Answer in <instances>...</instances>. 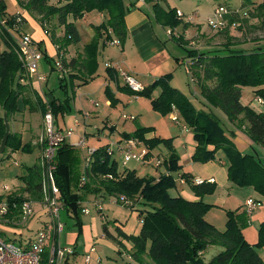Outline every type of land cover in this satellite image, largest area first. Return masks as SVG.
Segmentation results:
<instances>
[{
    "label": "trees",
    "instance_id": "16d2710c",
    "mask_svg": "<svg viewBox=\"0 0 264 264\" xmlns=\"http://www.w3.org/2000/svg\"><path fill=\"white\" fill-rule=\"evenodd\" d=\"M147 2V0H145ZM18 6L27 13L37 17L44 28L52 19L64 26L62 44L55 46L57 57L61 58L64 74H59V88L65 97L55 98L52 93L50 99L44 98L36 91H32L39 105L42 115L45 112V101L50 107L56 120L58 115L69 113L71 109V97L68 94V86L74 89L75 81L85 85L93 80L98 70L99 43L114 41L111 35L122 45L126 38L125 13L128 7L124 0H68L61 6H50L49 0H16ZM223 6V5H222ZM229 14L225 16L229 26L237 24L242 26L250 17L260 21V28L264 30V2L254 10H247L246 18L241 19L239 10L248 7L232 8L224 5ZM98 12L103 15L100 25L94 27L93 38L83 47L82 53L73 58L69 63L64 60L63 50L66 46L76 45L80 41L79 33L72 22L81 20L85 14ZM176 9L165 10L158 3L152 7L155 21L164 28H174L182 21L177 17ZM0 15L5 17V5L0 1ZM20 14L6 17L8 27L15 29L14 22ZM22 18V17H21ZM8 27L0 28L1 37L5 38L7 48L0 51V109L5 115L11 116L19 112V102L22 107L34 106L31 102V82L21 83L23 68L16 53L17 43L12 41ZM2 29V30H1ZM46 34L48 32L44 30ZM180 39V38H179ZM177 43L183 46L181 40ZM257 41V40H256ZM248 49L224 46L213 53H201L187 50V59L184 63L187 71L195 84L199 85L200 94L210 108L222 113L232 128L242 131L253 145L264 149V112L256 111L241 102L243 88H251L256 97L264 100V44L258 41ZM110 45V44H109ZM39 46V45H37ZM43 58L50 63L46 52L38 47ZM65 51V50H64ZM222 52V53H220ZM52 69L54 65L52 64ZM69 71H67V70ZM108 79L117 78L118 72L112 66L106 65ZM171 74L163 75L154 80L150 85L142 87L140 91H133L127 86L119 88L129 95L142 96L151 99L154 110L165 115L175 109L184 124L191 130L195 149L191 156L192 162L207 163L216 159L217 153L224 157L227 167V178L239 187L251 188L264 201V165L254 154H242L225 133V128L218 117L212 113L196 110L191 101L178 89L171 86ZM30 90V91H29ZM159 91L156 98L152 94ZM111 106H116L118 99L106 86L104 90ZM175 123L180 124L178 120ZM148 129L138 127L132 134H122V139H137L146 150L144 159L152 162L155 169L163 168L164 172L157 177H139L135 170L124 168L120 170L118 162L106 154L107 146L96 149L91 157V162L85 166L84 171H79V162L74 155V148L66 142L59 144L55 154V181L60 191V199L67 215L76 221L81 227V206L85 195L102 193L114 199L116 204L120 198L130 203L127 207L137 213L141 228L137 235H127L119 228L117 237L131 243V257L139 264H262V260L244 239L242 227L250 224L245 211L236 213L227 211L226 226L223 231L217 230L204 218L207 210L212 205L203 201V195L211 194L215 189L213 182L204 180L201 184H194V179L186 173H179V157L174 152L171 141L160 137H145ZM0 139L3 141L2 152L16 153L20 150L28 152L27 145L21 147V137L17 133L9 132L4 125V119L0 116ZM164 146L168 149L167 157L153 155L154 151ZM8 154V157L10 156ZM160 157V158H159ZM154 159L150 161V159ZM159 161V166L155 162ZM181 184L189 185L197 200H189L180 194L172 195L170 191L176 187V175ZM42 168L40 163L26 168V173L20 177L23 188L20 194H28V198L34 201L41 199L40 183ZM85 178L86 183L80 187V180ZM10 202H22L23 196L13 198L8 196ZM256 202V200H255ZM107 232V231H106ZM108 235V234H106ZM258 245H264V222L258 226ZM211 246L222 248L208 261L203 259L205 251ZM44 254V260L46 259Z\"/></svg>",
    "mask_w": 264,
    "mask_h": 264
},
{
    "label": "rangeland",
    "instance_id": "374dc122",
    "mask_svg": "<svg viewBox=\"0 0 264 264\" xmlns=\"http://www.w3.org/2000/svg\"><path fill=\"white\" fill-rule=\"evenodd\" d=\"M5 5V10H7L8 14H13L15 12H21V8L16 3V0H0ZM68 0H49L50 6H61L65 4ZM136 0H124V2H133ZM216 4L220 3L221 5H230V7L234 8H240L241 5L244 3L248 7L245 10H239V16L241 19L246 18L247 10H254L260 3L264 2V0H147V5L150 8V11L152 12V7L155 3H158L160 6L164 7L166 10L170 9H178L180 12H184L186 14H196L197 17L193 18L191 22H187L183 19L179 23L178 26L174 28H165L162 29V35L161 39H163V42L167 43V49L169 53L171 54L170 58L172 61H176L175 59L178 58V60L183 61L184 58H186L187 50H193L195 52H201V53H208V52H215L218 50H221L224 46L231 45L233 48H243L248 49L251 46H254V44L258 41L264 44V30L260 28V21L257 18H252L249 16L245 24L242 26H239L236 24V26L225 24L223 28L215 29L212 26L208 25V19L213 20L212 17L213 14V7ZM220 6V5H218ZM217 7V6H216ZM196 11V12H195ZM181 12V13H182ZM193 12V13H192ZM183 14V13H182ZM7 15V14H6ZM96 13H93L91 15V19L95 18ZM26 16V22L24 23L25 26H23L22 30H33V26L36 28H39L41 30V33L45 35V39L43 40L42 48L46 49V55L48 58H50V62H53L57 59V53H55L54 45L50 39V37L45 33L44 30H46L55 40L57 45L62 44V37L64 34V30H60L61 25L58 24V22L55 20H51V22H47L46 26L42 29L38 19L36 16H32L30 14L25 15ZM5 16L4 18H6ZM1 19V15H0ZM71 22L74 23V20L70 17L69 19ZM89 19H82L78 24L81 28L84 27V25L87 27ZM64 29V26H63ZM11 30V29H10ZM166 30H169L171 32H174L176 36L169 37L166 34ZM62 31V33H61ZM13 34H15V31H12ZM15 32V33H14ZM12 34V35H13ZM17 34V33H16ZM16 34L13 35L16 38ZM62 34V35H61ZM180 38V39H179ZM87 35L85 32L82 34V40L86 41ZM111 39L117 40L115 37L111 35ZM177 39L181 40L183 43V46L177 43ZM257 40V41H256ZM105 40H101L99 43V51H98V71L100 73H103L105 71V61L108 59L110 60L111 57H114L116 49H111L109 44L111 42L107 41L106 45H102V43ZM52 50H51V48ZM71 47L66 46V48ZM114 47V46H113ZM116 47V46H115ZM71 50H73L71 48ZM82 51V49H81ZM65 52L67 50H63V54L65 55ZM222 53V52H220ZM174 56V58H173ZM152 66V65H150ZM181 69V68H180ZM183 72L182 75V82L183 84L179 83L181 88V93L188 98L193 106L198 111H202L205 113H212L216 117L219 118L221 125L223 128H225V133L233 140L234 139V128L230 125V123L224 118L221 112H219L216 109L210 108L207 104L204 98L200 94V88L199 85L195 84L191 74L186 70L181 69ZM38 75L41 78H45L44 81H41L40 83L37 80V77H32L31 79V85H35L34 81L37 82L36 88L39 93H48L53 94L55 98L63 99L65 97L64 91L59 88V73L51 68L50 63H48L45 58H42L38 62ZM167 74H171V70L167 68ZM166 75V74H165ZM163 76V75H162ZM48 80V81H46ZM101 80H94L90 81L88 84L81 85L74 87V89H70V85L68 86V94L71 97V110L69 113L61 115L59 114L57 119L55 120V126L56 124L60 125L62 127V133H66L68 131H72L73 135L69 139H67V143L74 144L76 143L79 138L85 139V144L83 147L75 148L74 149V155L76 156L79 164V171L82 173L85 169V158L84 155H87V152L90 150H93L94 148H97L99 145L105 143L104 140L100 139H86V135L83 132L84 129L87 128V134L88 133H95L97 135H106L108 137L109 143L111 144L109 148L111 147L113 150V158L118 162V167L121 168V157L116 153V141L115 137L113 136L112 132L109 131L108 128H104L99 124L92 123V118L90 117V111H84L80 115L76 110V107H79L80 104L82 105V109H89L93 111H99L103 113L108 107L105 105L106 101H109L106 97L105 93H101V95L92 94L93 97L90 98L92 101L98 102V110L94 108H90L89 104L91 100H85L82 97L83 92L87 93H93L95 92L96 88H98L101 84ZM117 82L119 85H117ZM109 83L111 88L114 92H117L120 94V96L123 97L124 101L123 103H120L118 107L114 108L113 110L116 111V114L118 115L119 111H124L122 116L126 115L125 113H132L133 118L136 119L135 125L137 127H143L148 129V135H154L151 137H160L164 139H172L171 145L174 150V152L178 155H180V150L175 148L173 146V143L175 140L179 138L183 139L184 141L186 138L192 135L191 130L184 124L183 120L181 119L178 112L173 109L170 113L162 115L158 113L156 110H154L151 99L139 96L136 98V96L129 95L125 90H120L119 88L125 87L124 79L121 77H118L115 79H109ZM40 84V85H39ZM39 85V86H38ZM246 89V90H243ZM242 94L243 98L241 101L245 105H248L250 108H254L255 110H261L264 112V105H258L255 102V94L253 92V89L251 88H243ZM50 91V92H49ZM93 91V92H90ZM156 92V91H155ZM152 94V98H156L157 96H154V93ZM127 97H132L131 103L127 102ZM82 100V102H81ZM20 108H23L22 105H20ZM113 107V106H111ZM80 108V107H79ZM4 115V112L0 109V116ZM88 115V116H87ZM129 115V114H127ZM42 112L40 111H32L28 108H25V110H20L19 112L14 113L11 116H6L4 118V125H6V129H11V131L17 133L20 135L22 140L21 147L26 146L29 142H31V138L33 135H35L32 140L34 142L39 138V135L42 134ZM80 116V117H79ZM121 116V117H122ZM89 119V120H88ZM175 120H178L180 123V127L175 125ZM88 124V127H86V123ZM77 124V125H76ZM76 125V126H75ZM98 127V128H96ZM185 127L187 130H182ZM30 129V130H29ZM57 129V126H56ZM97 130V131H96ZM240 131V130H238ZM242 132V131H241ZM89 135V134H88ZM147 137V136H145ZM148 138V137H147ZM107 140V141H108ZM237 142V141H236ZM40 145V143H39ZM3 147V141L0 139V196L6 195L8 192L12 193L14 191L20 192V190L23 188V184L21 183L20 177L23 176L26 173V168L34 165L37 161V156L39 154L38 148L35 147L30 152H23L22 150L16 152V153H10L8 151L2 152ZM168 150V149H167ZM8 154L10 155L8 157ZM259 154V156H257ZM259 159L262 161V164L264 165V153L257 150V153H254ZM190 161L192 162L191 158ZM220 161H223L225 163L224 157L221 153H217L216 159L213 162V165L216 169L222 170L223 172H226L227 167L225 163V167L220 166ZM180 163V160H179ZM195 163V162H193ZM210 163V162H207ZM199 164H206V163H199ZM133 165H138L136 162L132 161L128 163V166L131 167ZM139 169L138 171L143 173L145 169H143V165L139 164L137 166ZM151 168V167H150ZM149 170V169H148ZM217 170V171H218ZM176 187L175 189L170 191V194L175 195L178 194L179 191H184L183 193H186L192 197H195L192 190L190 189L189 185H182L178 180V174L176 173ZM83 178V177H82ZM204 180V179H203ZM216 186L214 191L211 194H205L203 195V201L206 204L212 205V207L207 210L204 218L207 222L212 224L217 230L223 231L226 226V220L227 211H232L236 213V211L240 210V207L244 209V205L246 204V201L248 199H255L256 200V208L250 217L252 220V225H247L242 227V234L244 239L249 243L251 246H254L255 251L258 253L262 260V264H264V245H258V226L261 223L262 219L264 218V201L260 200L257 201L258 195L253 191L251 188H243L236 185L234 182L228 180V178L225 179L224 182H220L219 180H216ZM87 180L85 181V183ZM81 183V180H80ZM85 185V184H84ZM6 188V191H3L2 189ZM14 193L13 195H15ZM19 196H23L24 198H27L25 194H17ZM91 195V194H89ZM89 195H85L84 197H87ZM181 195V194H180ZM106 200H103L105 202ZM108 202V201H107ZM84 206L86 204H83ZM101 207V211L98 209V207ZM103 204H92L88 203L87 210L90 211V214L83 215L80 214L81 218V227L78 228L76 225V221L69 217L66 213V211L63 209L60 212V221L64 225V231L62 234H60V242L64 243L66 237L68 234H78L77 236V242H76V256H70V264H86L85 257L90 252V245L86 246L88 244V240L86 238L84 227L87 226L90 229L89 235L91 236V240H95V254H91V262L89 264H139L137 263L130 255V252L122 251L120 253L117 252L118 245L116 242L111 240L109 237H104V232L102 228V224H105L109 229L113 231V222H112V212L106 210L102 211ZM83 209V208H81ZM98 210V211H96ZM242 211V209H241ZM260 213V215H258ZM248 217V216H247ZM138 216L136 213H132L131 219L124 224L125 231H137L139 229V226L141 225L140 219L138 221ZM257 219H259V222H257ZM263 222V221H262ZM257 223V224H255ZM16 231L23 230L25 236H33L34 231L39 228V225L35 223L34 221H30L28 225L24 226H14L13 227ZM255 230V233H250V231ZM132 232V233H133ZM137 233V232H136ZM11 237V238H10ZM10 237L4 235V239L6 242H12L16 243V241L13 240L15 235H10ZM250 241V242H249ZM222 248L218 246H211L209 247L203 256V259L205 261H208L214 254L221 251ZM130 256V258H129ZM72 257V258H71Z\"/></svg>",
    "mask_w": 264,
    "mask_h": 264
},
{
    "label": "crops",
    "instance_id": "0c3cea01",
    "mask_svg": "<svg viewBox=\"0 0 264 264\" xmlns=\"http://www.w3.org/2000/svg\"><path fill=\"white\" fill-rule=\"evenodd\" d=\"M124 3H125V6L128 7V11L125 13V17H124L126 31H127L126 38H125V41L123 42V44L119 45L118 47L109 46L111 49L118 48V52L116 50L114 57H111L110 60L107 59L105 61V63H104L105 68H106V64H109L112 66V68L114 70H116V72H119V70H123V71L129 73V75L133 76L135 78V80L141 85V87H146V86L150 85L157 78L161 77L162 75L167 74L168 71H166V70H167V68H169L171 70V75H172V79L170 81L171 86H173L174 88L181 91V88L179 85V83L183 84V82H182L183 72L181 69L183 68V70H185V71L187 70L186 65L184 63L187 59H183V61H180V60H178V58H176L175 62L171 60V58H170L171 54L169 53V51L167 49V45H166L167 43L163 42V39H161L162 29L165 30V28L162 27L160 24H158L155 21L153 14L150 11V8L147 5V2L145 0H136L133 2H128V3L124 2ZM218 5H221V4L220 3L216 4V2H215L213 9ZM162 8H164V7H162ZM232 8H234V7H232ZM176 10H178V9H176ZM178 11H180V10H178ZM93 13H96L95 18L91 19L90 17ZM182 13L185 16L183 19L186 20V23L191 22V20H193V18H192L190 21H187V18H186L188 16H192V14L190 15V14H186L184 12H182ZM5 14H7V15H5L7 17L14 15V14H20L22 17V24H21L20 28L18 29L19 31L16 32L17 34L14 32L16 34V38L13 36V35H15L12 32L13 30H10V28L8 27V30H9L8 32H10V35L12 37V41H14V42L17 41L20 34H29L32 37V39L34 40V42L37 45H39L38 47H41V49L44 51L46 50V49L42 48V44H41L43 42V40L45 39V35H43L41 33V30L39 28H36L33 26L32 31L22 30L23 26H25L24 23L26 22V16L25 15L30 14V13H27L26 11L21 9V12H15L13 14H8L7 10H5ZM30 15L35 16L33 14H30ZM69 19L70 18H68V21L71 22ZM82 19H89V21H88L89 25L87 27L84 25V27L81 28L80 25L78 24V22H80V20H76V21H74V23L72 22L74 24V26L76 27L78 33H79L80 41L76 45H70L71 47L64 49V50H67V52H65V55H64V60L67 63H69L73 58H77L82 53L81 49L83 50L84 45H86L94 36V27L100 25L101 22L103 21V15L98 13V12L93 11L91 13L85 14ZM52 20L55 21V18ZM60 30H64L63 26L60 27ZM83 32H85L87 35L86 41L82 40ZM61 33H62V31H61ZM47 35L50 37L49 33ZM55 46L56 45H54V49H55ZM6 48H7V44L5 42V38L1 37V35H0V51H2L3 49H6ZM50 48H51V46H50ZM71 48L73 50H71ZM51 50H52V48H51ZM55 51H56V49H55ZM173 58H174V56H173ZM50 65H52V62H50ZM150 65H152V66H150ZM51 68H52V66H51ZM67 71H69V70H67ZM118 77H120L119 74H118ZM94 80H101L102 82H101L100 86L95 89L96 90L95 92L90 91L93 93H87V92L82 93V97L85 100H87V101L91 100L90 98L93 97L92 94L101 95V93H105L104 92L105 87L108 86L111 89L112 93L115 95V97L119 101H118L117 105L113 106V107H111L110 101H106L105 105H107L108 107H106V109L103 113H101L99 111L91 112L92 110H89V109H82L83 107L80 104V106H79L80 108L76 107V110L79 113V115L84 111H90L89 112L90 113L89 118H92L91 122L94 124H99L104 128H108L109 131L112 132L113 136L116 138L115 139L116 141H118L122 138L123 133L124 134L134 133L136 131V129L138 128L137 125H135L136 119L134 118V120H128L126 118H123V116H122L124 111H119L118 115H117L116 111L113 110L114 108L118 107V105L120 103H123L124 99L122 96H120L119 93L114 92L113 89L111 88L110 83H109V79H108L107 74H106V70L103 73H100L97 70L96 77L91 81H94ZM46 81H48V80H46ZM34 84L35 85H33V86L30 84V87H29V89L31 90V92H30L31 102L34 106V109L32 111H40L39 105H37V102H36L34 95L32 93V91H36L37 93H39V91L36 89V88H38L36 85L37 82L34 81ZM79 84H80L79 81L74 82V85H76L75 87H77V86L79 87ZM117 85H119L118 82H117ZM243 90H246V89H243ZM39 94L41 96H44V98H46V99H50L51 94H48L45 92L42 94L41 93H39ZM158 94H159V91H156L154 93V96H158ZM131 98L132 97H127L126 104H127V102L129 103L132 100ZM242 98H243V94H241V99ZM81 102H82V100H81ZM241 102L243 105H245L243 103V101H241ZM94 103H96L97 105L95 106ZM20 105H22L21 101L19 102V105H18L19 111L25 110V108H28L29 110H31L29 106H25L23 108H20L21 107ZM89 107L98 110V107H100V106H98V102L91 100ZM258 111H261V110H258ZM125 114L126 115H124V116H134L130 112L125 113ZM127 114H129V115H127ZM1 117L4 119L5 113H4V115H1ZM174 124L177 125L178 127H180V124H177V123H174ZM56 126H57L58 130H62V127L59 124L58 125L56 124ZM86 127H88L87 123H86ZM96 128H98V127H96ZM184 128L182 129L183 131L187 130ZM7 131L13 132V131H11V129H7ZM83 132L86 135V139H100L101 138L102 140L105 141V143L99 145L97 148H94V150L102 148V147L110 144L108 137L106 135H97L93 132L88 133L89 134L88 135L86 133L87 128L84 129ZM13 133H15V132H13ZM234 134H235L234 139L233 140L231 139V140L234 142L237 149L242 154H247V153L254 154V153H257V150L264 153V149L259 147V146L253 145V143H251V141L247 138V136L243 132L235 130ZM34 136L35 135H33V137ZM40 136L41 135H39V138H40ZM146 136L148 138H152L151 136H154V135L146 134ZM32 138H31V142H29L26 147L28 149V152H30L35 147L38 148L39 154L37 156L36 163L39 164L42 148H41V145H39V138L35 142H34V140H32ZM67 144H69V143H67ZM69 145L71 146L72 144H69ZM173 146L181 151L180 155H178L179 160H180L179 165L181 166V169L179 172L180 174L186 173V174L190 175L192 177V179H195V178H200V179H204V180H210L211 179L214 181L215 185L217 183L216 180H219V181L221 180L220 182H224L225 179L227 178V172H223L222 170L216 169L215 166L213 165V162L206 163V164H199V163H193L190 161V158H191V156L194 152V149H195V143L193 141L192 135L189 136L188 138H186L185 141H184V138L181 139L178 137V139L175 140V142L173 143ZM153 155H155V156L160 155L161 158L162 157L164 158V157H167L168 150L164 146H159L154 151ZM257 156H259V154H257ZM85 157H86V155H84V158ZM153 160L154 159H152V158L150 159V161H153ZM84 166H86V164H84ZM120 166H121L120 170H123L124 168L130 169V170H135L139 177H157L158 174L164 172L163 168L155 169L152 166V162L143 166L144 167L143 169H145V171L143 173L138 171L139 168L137 166H139V164L133 165L131 167H129L128 165L125 167H123L122 165H120ZM220 166L225 167V163L223 161H220ZM182 185H187V184H182ZM81 186H82V184L80 183V187ZM183 192L184 191L180 190L178 194H181V196H183L184 198L189 199V200H197L196 197H192V196H190L186 193H183ZM14 193L20 194L21 192L14 191ZM25 195L28 196V194H26V193H25ZM258 199H261V197L258 196ZM103 200H106V201L103 202ZM89 202L92 204H103L102 211L107 209L108 211L112 212V215H113L112 222H113V231L114 232H112V230L109 229L105 224H102L104 237L105 238L109 237L111 240H113L114 242L117 243V245H118L117 252L118 253L121 252L120 249H122V251H125V252L131 251V243L127 242L126 240H124L120 237H117L116 232H117V229L119 228L121 231H123L127 235H137L140 231L141 225L139 226V229L135 232H133V231H127L126 232L125 226H124V224L127 223L131 219L132 213H136V212L130 211L125 206H121L119 204H116L113 198L105 196L102 193L96 194V195H89L87 197H84L83 201L80 203L81 208L87 209ZM83 204H86V205L84 206ZM36 209L39 211V214L32 221H34L35 223H37L40 226V224L46 220V216H45V212H43L41 207L37 206ZM241 209L243 211V207L242 208L240 207V210ZM96 211H98V210H96ZM81 214H83V215L88 214L89 215L90 211H88L87 214H84V213H81ZM258 215H260V213ZM138 221H139V219H138ZM262 221L264 222V218L262 219ZM262 221H260V222L262 223ZM257 222H259V219H257ZM255 224H257V223H255ZM258 224H260V223H258ZM249 225L250 226L252 225L251 219H250ZM63 231H64V228H63ZM63 231H62V233H63ZM84 232H85L86 238L88 240V244H86V246L90 245L91 248L93 247L95 249L96 242H95V240H91V236L89 235V232H90L89 227L85 226ZM250 233L254 234L255 230L250 231ZM106 234H108V235H106ZM77 235L78 234H76V235L68 234L64 243L60 242V236H59V240H58L62 246H68V247H72L74 249L75 254L73 255V257H75L77 254V252H76V242H77V237H78ZM22 236L24 238L27 237L24 235V233ZM28 237H30V235ZM95 253H97L96 249H95ZM95 253H92V254H95ZM69 258H67V260L64 264H70ZM129 258H130V256H129Z\"/></svg>",
    "mask_w": 264,
    "mask_h": 264
},
{
    "label": "built area",
    "instance_id": "2783aa9c",
    "mask_svg": "<svg viewBox=\"0 0 264 264\" xmlns=\"http://www.w3.org/2000/svg\"><path fill=\"white\" fill-rule=\"evenodd\" d=\"M177 17L183 20L185 17L180 11H177ZM230 12L225 6H217L213 10L212 17L213 20L208 19V25L215 29L223 28L226 24L225 16ZM197 17L196 14L188 16L187 21L192 18ZM22 24V18L16 17L14 22V27L18 32ZM236 26V24H232ZM8 27V21L6 18L0 19V28ZM166 34L169 37H174L176 34L169 30H166ZM16 53L20 59L23 68V75L20 82L28 84L31 82L32 77H37L38 82L44 81L45 78H41L38 75V62L43 58L42 52L39 50L37 44L34 42L29 34H20L17 41ZM110 46H119V42L114 40L111 42ZM55 70L59 74H64L65 70L60 57L53 62ZM107 66H111L106 64ZM119 76L124 79L125 85L137 92L142 90L141 85L135 80V78L129 73L119 70ZM255 102L258 105H264V100L260 97H255ZM96 106L97 104L94 103ZM88 116V115H87ZM128 120H134L132 116H123ZM176 121V120H175ZM42 134L39 138V143L41 145V156L40 165L42 168V176L40 183V195L41 199L39 201H34L25 198L22 202H10L8 196L13 198L19 197V195L14 194V192H8L6 195L0 196V264H64L70 256L75 254L74 249L68 246H62L59 243V236L63 231L64 225L60 221V212L63 210V204L60 199V191L55 181V154L56 150L62 142L67 143V139L72 137L73 132L68 131L62 133L61 130L56 129L55 120L48 103L45 101V112L42 116ZM186 129V128H184ZM85 144L84 138H79V140L71 145L73 148L83 147ZM109 144L106 148V154L112 157L113 150ZM94 149L87 152L85 157L86 166L91 162L92 154ZM116 153L121 157V165L123 167L127 166L128 163L134 161L137 164L146 165L149 161L144 159L146 150L142 143L134 138L122 139L116 142ZM159 161L155 162V166H159ZM204 180L200 178L194 179V184H201ZM208 182H213V180H207ZM85 183V178L81 179V184ZM6 191V188L2 189ZM120 203L123 206L130 207V203L125 201L124 198H120ZM254 199H248L244 205L245 214L248 216L249 220L252 216L256 205ZM39 206L45 212L46 220L42 222L38 229L34 231L33 236L23 237V230L16 231L14 226H24L28 225L31 220L37 217L39 211L36 207ZM98 209L101 211V207ZM82 213L87 214V209H82ZM4 235L10 237V235H15L13 238L16 243L6 242ZM11 238V237H10ZM20 238V239H19ZM95 249L92 247L90 252L85 257L86 264L91 261L90 254L94 253ZM44 254H46V259L44 260Z\"/></svg>",
    "mask_w": 264,
    "mask_h": 264
}]
</instances>
